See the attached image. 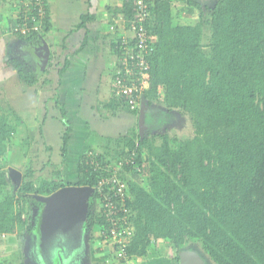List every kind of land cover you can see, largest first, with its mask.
Instances as JSON below:
<instances>
[{
	"label": "trees",
	"instance_id": "trees-1",
	"mask_svg": "<svg viewBox=\"0 0 264 264\" xmlns=\"http://www.w3.org/2000/svg\"><path fill=\"white\" fill-rule=\"evenodd\" d=\"M135 1L108 6L110 20L131 19ZM144 1L155 50L143 98L148 110L158 103L161 119L172 112L187 116L193 132L177 138L157 130L140 139L133 131L108 139L110 146L96 157L103 167L133 154L134 164L119 174L130 194L126 257L168 250L178 264L180 251L192 250L204 264H264V0H215L205 10L198 0H186L199 14L195 25L185 27L174 23L169 0ZM47 19L39 32L24 37L33 47H40ZM205 30L212 39L207 49L200 47ZM119 37L109 35L117 57ZM18 74L26 85L37 81L34 73ZM129 112L138 117L139 111ZM17 124L0 113L1 160L14 142ZM70 131L67 127L62 135V163ZM23 143L28 145L21 139ZM91 161L80 156L76 176L67 181L55 171L35 184L33 172L26 169L18 187L0 166V236L19 234L25 226L28 233L35 230L22 210L39 204L31 195L48 196L71 185L93 189L108 172L94 170ZM145 164L147 177L138 182L134 178ZM98 197L93 191L89 199L87 235L102 226Z\"/></svg>",
	"mask_w": 264,
	"mask_h": 264
},
{
	"label": "crops",
	"instance_id": "crops-1",
	"mask_svg": "<svg viewBox=\"0 0 264 264\" xmlns=\"http://www.w3.org/2000/svg\"><path fill=\"white\" fill-rule=\"evenodd\" d=\"M198 1L202 7L205 6L202 2L204 0ZM28 2L30 0H0V106L2 107V102L11 111V115L7 117V122L11 123L9 119L13 117V122L15 124L18 122L17 125L23 127L19 121V118L22 119L21 117H23L29 123H31L32 119L39 126H42L43 132L40 130L41 135L36 139V143H39L38 152H45L46 155L34 152V154L38 155V158L43 156L53 157V155H48V153L54 151L51 146L53 145L52 143L60 151V155L57 157H61L62 135L67 127L71 130L67 150L70 148L73 153L77 154V162L78 157L80 158L82 155L87 157L92 154V156L97 157L101 154L98 150L100 151L103 148L105 151L110 145L109 142L106 145L96 143L98 140L91 133L92 126L96 129L93 131L103 129L96 125L103 126L104 132L101 133L108 139L115 140L125 135L119 136V128L115 127L116 119L122 117L119 112L123 111V107L121 108L119 105L121 103L114 98L113 94L111 81L116 69L117 56L112 52L113 49L109 38L112 33H115L118 37L122 33L117 29L114 31L110 30V26L114 25L115 21L110 20L108 10V6H120L121 0H48V21L44 38L41 39L42 42L39 44L42 45L45 42L49 47L50 53L47 65L42 72H38L37 69V61L39 60L37 55L39 52L35 50L33 51L35 55L30 56L29 53L32 51L30 42H27L24 37L11 32V29L18 22L19 14ZM169 3L172 8L173 21L177 25L185 27L195 25L198 22L199 11L188 6L186 0H169ZM203 10H205L204 7ZM86 15L89 18L91 17V19L82 20V17ZM178 17L182 23L178 22ZM203 35L201 39H203ZM85 37L87 38L86 42H84ZM83 42L84 45H82ZM18 51L23 53L28 51L27 55L29 58L20 57ZM104 56H108L109 60L106 66L98 63L100 62L99 59ZM107 67H109L108 75L112 78L107 82L108 85L104 87L101 82L104 69H107ZM53 69L57 70L52 71ZM19 71L34 73L37 77L36 83L26 85L19 77ZM52 78L55 80V85L50 88V80ZM40 81L45 83L41 87ZM88 81H91L90 84L87 83ZM49 93L51 95H48ZM142 101L146 104L144 98ZM50 105L52 108L49 107ZM152 105L149 106L151 109H153ZM28 107L32 109L29 116L24 111ZM1 110L0 113L4 114V111ZM62 110L65 117H63ZM154 110L156 111V117L148 116L149 113L146 115L147 130L150 128L156 129L158 126L164 128L170 122L174 123L173 121L177 120L175 119L177 116L173 112L167 113V117L161 119L156 108ZM50 111L52 113L48 117L47 112ZM36 113L38 114V121L34 118ZM40 114H42L41 118ZM150 115L152 114L150 113ZM100 119L103 125L94 122L90 126L89 120L96 121ZM135 121L137 126L138 117ZM110 125L113 128L109 129L107 127ZM18 126L15 134L18 133ZM22 133L27 135L30 141L31 132L23 130ZM41 145L43 149L40 148ZM46 163L48 164L45 166L51 169L49 170L51 174L55 171H60L59 167H61V173L66 172V169H63L61 165L60 158L57 162L59 166L52 164V160H48ZM28 169L33 172L35 179L36 175H38L37 172L32 167ZM42 177L44 176L38 178L42 179ZM12 235L17 240L13 243L10 237H7L8 234L0 236V264H28L27 261L33 258L30 254L31 249L25 250V258V252L20 249L21 245H17L18 243L21 244L20 239L22 237H19L16 233ZM81 246L82 244L76 248L80 253H82ZM106 252L107 250L102 246L95 253L94 250L91 251V256H88L89 262L87 263L112 264ZM9 253L16 255L15 258L8 260L7 256ZM68 253L67 255L65 253L60 255L55 253L52 264H73L77 260L76 254L72 251H68ZM157 253L162 254L163 251H158ZM151 254L152 252H149L146 257L136 258L132 261L135 264H156V259H154V257L158 258L156 252H153V256ZM169 262L170 264H177L172 256Z\"/></svg>",
	"mask_w": 264,
	"mask_h": 264
},
{
	"label": "built area",
	"instance_id": "built-area-1",
	"mask_svg": "<svg viewBox=\"0 0 264 264\" xmlns=\"http://www.w3.org/2000/svg\"><path fill=\"white\" fill-rule=\"evenodd\" d=\"M48 0H30L18 16V22L11 29L12 34L22 37L32 32H39L47 15ZM131 19L120 17L110 30H119L122 34L120 55L117 57L116 69L113 74L112 88L114 98L122 103L129 111H139L144 93L149 89L150 58L154 53V41L149 33L146 23L149 17L148 4L144 0H136L133 3ZM125 28L129 34H125ZM89 164L94 170L107 169L108 175L97 179L93 190L99 194L100 207L99 219L102 226L95 233V239L100 246L112 248L116 259L120 263H129L126 257V247L131 235V226L128 225V209L126 205L130 194L126 183L119 174L123 166L133 165V154L115 165L100 166L95 156ZM134 167H136L134 165ZM98 197V198H99ZM125 215L123 217H119Z\"/></svg>",
	"mask_w": 264,
	"mask_h": 264
},
{
	"label": "rangeland",
	"instance_id": "rangeland-1",
	"mask_svg": "<svg viewBox=\"0 0 264 264\" xmlns=\"http://www.w3.org/2000/svg\"><path fill=\"white\" fill-rule=\"evenodd\" d=\"M214 1L215 0H204L202 2L206 6L211 7L213 5ZM177 20H178V22L182 23V21L179 17L177 18ZM112 34H114V33H112ZM211 42H212L211 33L209 31L205 30L202 42L200 44V47H204V48L206 47V49H207V47H209L211 45ZM33 51L34 50L32 49V51L29 53L30 56L35 55ZM27 53H28V51H25V53L18 51L19 56L24 57V58H29ZM99 61H100V62H98L99 64L102 63V65L106 66V63L109 61L108 56H104L103 58H100ZM56 70L57 69H53L52 71H56ZM108 73H109V67H107V69H104V72H103L101 83H102V86L104 84V87L108 85L107 82L109 80H111V78H112L111 76L108 75ZM50 81H51L50 82V88H53L55 85V80L52 78ZM90 82L91 81H88L87 83L90 84ZM40 84H41L40 85V87H41L45 83H43V81H40ZM44 86H46V85H44ZM48 95H51V93H49ZM1 104H2V107L0 106V109H2L1 111H4V114L6 115L5 119L7 120V117L11 115V111L2 102H1ZM152 106H153V109L158 108L157 107L158 103L153 102ZM49 107L52 108L51 105ZM124 108L125 107L123 106V108H122L123 111L119 112V113H121L122 117H119L118 119H116V124H115V127L119 128V130H118L119 136L124 135V134L125 135L130 134L133 131H137L135 116L133 114H131L129 111H127L128 109H126V108L124 109ZM159 108H160V106H159ZM24 111L27 112V116H29L32 109L30 107H28ZM139 111H140V109H139ZM51 113H52L51 111L47 112V116L50 117ZM173 113H175V112H173ZM175 115L177 116V118H175L177 120H174L173 121L174 123L170 122V124H168L164 128L163 127L160 128L158 126L156 128V130H158V132H163V133L167 132L166 134L169 137L188 138V137L192 136L193 131H192L191 124L189 122V118L187 116L181 117L177 112L175 113ZM39 116L41 118L42 114H40ZM21 118L22 119L19 118V121L23 125V127L18 126V131H17L18 133L15 134V136H14L15 138L13 140L14 142H13L12 146L8 150H6L2 160L0 159V166H2L3 168H5L8 171L9 180L14 184V187H18L17 185L19 184V178L21 177V180H22L23 173L26 172L25 169H28L29 167H32L35 170V172H37L38 175H36V177H35V180H36L35 184H38V180L39 181L41 180L38 177L44 176V178H46V176H50V174H51L49 171L51 169L45 166L46 164H48L46 162L48 160H52V164H55V166H56V165H58L57 162L59 161V158H60L61 165H62L63 169H66V172L62 173L64 176V179L67 181V180L73 178L74 175L76 176V170H77V165H78L77 154L73 153L71 151V149L68 148V150H67L68 152L65 156L64 163H62V158L57 157L60 155V151L57 149L56 145H54V143H52L53 145H51V146L54 149V151L48 153V155L49 156L53 155V157L49 158V157L45 156L46 157L45 158L43 156L41 158L40 157L38 158V155L34 154V152H38L39 143H36V139H38V137H40V135H41L40 130H41V132H43L42 126H39V124L32 121L31 118H30L31 123H29L25 118H23V117H21ZM34 118L36 119V121L39 120L37 113H36ZM9 121L11 123H14L13 122L14 118L12 117V119H9ZM89 121H90L89 122L90 126L94 122H98L100 125H103L101 123V119L96 120V121H94V120H89ZM65 122H66V119H65ZM104 122L106 123V121H104ZM28 124H30V125H28ZM96 126L104 129L103 126H98V125H96ZM107 127H109V129L113 128L111 125L107 126ZM72 128H73V125H72ZM103 129L98 130V131H93L96 129H94L92 126V132L91 133H92V135L94 134V138H96V140H98L96 143L99 145H106L108 143V138L105 137L104 134L101 133V132H104ZM23 130H25V132H26V130L28 132H31L30 141H29V137L27 138V135L22 133ZM150 133H152L151 130H150ZM150 133L147 132V133H145L144 136L147 137L150 135ZM38 134H39V136H37ZM103 137H105V138H103ZM21 139H25L26 142L28 141V145H27L28 147L25 146V143L21 144ZM40 148L43 149L42 145ZM26 149H28L27 152H26ZM24 151H25V154H24ZM98 152L101 153V155H103L104 149L102 148V150H100V151L98 150ZM38 153L40 155L45 154V152L43 153L42 151H39ZM27 154H29L30 157H29V155L27 156ZM30 161H31V163H30ZM78 161H79V157H78ZM29 163H30V165H29ZM24 165H26V166L24 167ZM20 167H22V168H20ZM59 169L61 171V167H59ZM135 169H138V167H135ZM17 172L20 174V176L17 174L13 175V177L11 176V173H17ZM140 172L141 173L139 175H137V177L134 178L138 182L140 180L144 179L145 177H147V165L146 164L143 166V168L141 169ZM22 210H23V216L25 217V219H27V222H29L30 226L35 229L34 226L36 225L38 218L36 216L37 214L34 212V207L26 206V207H23ZM26 215H28V216H26ZM26 229H27V227L25 226V229L23 230V232H21L19 234L16 232V235L18 234L19 237L20 236L22 237V239H20L21 244L18 243L17 245H21L20 249H23L24 252H25V250L27 251V250L31 249L30 254L33 258L31 260L27 261L28 264H43V262L41 260L42 258L40 257L39 254H37L36 249L33 246H29V245H32L33 240L30 237V233H27L28 231ZM98 230L99 229H97V227H96L94 230L92 229L93 234H90V235L85 234V238L83 239L84 241L82 242V246H81L82 247V253H80L79 250H77V249L72 251L74 254H76V258H77V260L73 264H81V263L88 264L87 263V262H89L88 256H91V254H90L91 251L94 250V253L99 251V248L101 247L100 246L101 243H98V241L95 239V233ZM32 232H34V231H31V233ZM5 235H7V234H5ZM7 237L8 238L10 237V239L12 240V243L14 241H17V240H15V237L12 234L11 235L8 234ZM87 243H89V244L87 245ZM91 247H93V249H91ZM103 248H105L107 250L106 255H107V257H109L110 263H112V264H125V263H120L119 260L116 259L114 252L111 251V249H112L111 247H110V249L108 246L103 247ZM15 256L16 255L9 253L7 258H8V260H12L13 258H15ZM24 256L26 258V252H25ZM151 256H153V252H152ZM156 256L158 257V258L154 257V259H156V264H170L169 259L171 258V256L173 258V253L169 252L168 250H165V251H163L162 254H158L156 252ZM134 259H136V258H134ZM126 264H135V263H134V261L130 260L129 263H126ZM178 264H181V263H179V261H178Z\"/></svg>",
	"mask_w": 264,
	"mask_h": 264
},
{
	"label": "water",
	"instance_id": "water-1",
	"mask_svg": "<svg viewBox=\"0 0 264 264\" xmlns=\"http://www.w3.org/2000/svg\"><path fill=\"white\" fill-rule=\"evenodd\" d=\"M32 49L39 52L37 69L42 72L49 58V47L43 42L40 47ZM148 108L141 102L138 114V135L143 139L148 126L145 118ZM17 173H11L13 175ZM21 177L19 178V184ZM19 184L17 186H19ZM93 189L88 186H64L48 196L31 195L42 206L34 232H30L33 247L43 264H52L56 251L69 254L82 244L85 238L84 224L89 213V199ZM64 250V251H63ZM57 258V256H56ZM60 258V257H59ZM44 260V261H43ZM181 264H204L197 251L182 250L179 253ZM63 264V263H61Z\"/></svg>",
	"mask_w": 264,
	"mask_h": 264
},
{
	"label": "flooded vegetation",
	"instance_id": "flooded-vegetation-1",
	"mask_svg": "<svg viewBox=\"0 0 264 264\" xmlns=\"http://www.w3.org/2000/svg\"><path fill=\"white\" fill-rule=\"evenodd\" d=\"M149 112H151V114L152 115H149V116H152L153 118L154 117H156V111L154 110V109H150V111ZM150 130L152 131V133H153V131L154 132H156L157 130L154 128H150ZM147 132H149L150 133V131L149 130H147ZM146 132V133H147ZM32 207H34V212L37 214L36 216H39V214L41 213V209H42V206L40 205V204H37V205H31ZM29 246H33V245H29ZM64 251V250H63ZM62 252H60V251H56V254L57 255H60ZM65 255V254H64Z\"/></svg>",
	"mask_w": 264,
	"mask_h": 264
},
{
	"label": "clouds",
	"instance_id": "clouds-1",
	"mask_svg": "<svg viewBox=\"0 0 264 264\" xmlns=\"http://www.w3.org/2000/svg\"><path fill=\"white\" fill-rule=\"evenodd\" d=\"M37 218H38V216H37Z\"/></svg>",
	"mask_w": 264,
	"mask_h": 264
}]
</instances>
